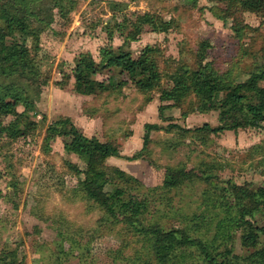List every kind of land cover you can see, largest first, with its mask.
<instances>
[{
	"label": "rangeland",
	"instance_id": "374dc122",
	"mask_svg": "<svg viewBox=\"0 0 264 264\" xmlns=\"http://www.w3.org/2000/svg\"><path fill=\"white\" fill-rule=\"evenodd\" d=\"M213 6L210 0H78L77 8L69 11L46 2L52 22L38 42L34 38L28 41L31 47L39 45V62L49 75L48 84L41 88L36 114L31 112L37 126L15 139L0 133V247L18 249L21 264H156L124 224L112 220L84 196L80 189L82 176L74 173L70 164L85 168V163L76 154L65 152L67 138L56 135L47 139V130L50 124L69 117L86 135L102 142H117L122 155H135L144 147L147 123L168 124L160 117L161 105L168 103L161 100V90L172 85L170 76L176 62H193L203 39L211 44L208 60L222 71L231 70L236 82L246 79L264 64V17L243 13L247 26L240 39L233 30V20L218 18L211 10ZM147 11L174 21L169 32L146 30L129 45L134 53L148 44L160 48L167 72L160 88L142 93L129 82L112 93L76 92L74 78L66 79L73 75L81 53L91 52L98 59L99 49L110 43L104 29L106 22H114L113 16L118 21L124 15L134 19L136 13ZM44 16L47 19L46 13ZM123 42L124 36L117 33L112 44ZM111 74L105 71L98 77ZM196 101L191 96L182 105L166 110V114L184 128L204 123L218 125V111L183 114ZM18 111L23 107L19 106ZM13 120L14 116H8L5 124ZM209 163L216 165L209 173L218 176L212 186L224 185L228 179L238 184L264 185V123L260 128L210 136L154 129L142 158L110 157L106 161L108 166L123 169L142 183L134 193L149 200L147 222L180 228L189 225L194 216L203 215L205 223L211 224L201 230L206 231L207 241L227 240L236 254L245 255V264H264L263 258H249L264 247V239L258 246L243 248L240 231L231 238L216 236L225 213L215 208L212 200L204 199L205 193H214L213 187L196 180L172 191L159 188L168 167L205 170ZM198 221L201 219L192 224L193 228ZM137 249L142 250L141 254ZM173 264L206 263L197 250L189 249Z\"/></svg>",
	"mask_w": 264,
	"mask_h": 264
},
{
	"label": "trees",
	"instance_id": "16d2710c",
	"mask_svg": "<svg viewBox=\"0 0 264 264\" xmlns=\"http://www.w3.org/2000/svg\"><path fill=\"white\" fill-rule=\"evenodd\" d=\"M40 1L0 0V133H7L12 139L25 135L37 126L32 113L36 114L41 88L49 82V75L44 73L39 62V45L31 47L28 44L30 38L38 42L52 22L46 2L67 7L69 11H74L78 6V0ZM210 1L214 2L211 10L218 18L233 20V30L240 39L247 26L243 22V13L254 12L264 17V0ZM113 19L114 22L104 25L110 43L99 49L98 59L91 52L81 53L73 68V75L68 76L66 81L74 78L75 91L84 95L112 93L129 82L142 93L160 88L167 74L163 69L164 59L160 48L148 44L139 53H134L129 45L139 40L146 30L169 32L174 21L149 11L136 13L134 19L127 15L121 21L115 16ZM117 33L124 36V42L114 46L112 41ZM210 47V41L203 39L191 64L176 62L174 73L170 76L172 85L163 88L160 96L163 102H168L161 105L159 110L161 119L168 121V124L147 123L144 147L135 155H122L117 142H102L97 137L86 135L69 117L50 124L47 130V139L56 135L67 138L64 142L65 152L76 154L85 163V168L70 164L72 171L82 176L80 189L84 196L97 203L112 220L124 224L156 264H173L180 254L189 249L197 250L206 264H245V255L236 254L227 240L218 243L216 239L207 241L204 238L206 231L201 230L203 226L208 229L211 224L205 223L203 215L194 216L189 225L180 228L161 222H147L149 200L134 193L142 183L125 170L106 164L110 157L128 160L142 158L154 129L166 132L177 129L210 136L263 126L264 64L258 65L246 79L236 82L231 70L222 71L208 60ZM105 71H112L113 74L100 79L98 74ZM191 96L197 100L196 107L191 106L183 114L218 111V125L204 123L192 129L172 122V115H167L166 110L182 105ZM19 106L23 107V111H18ZM8 116H14L15 120L6 125L5 118ZM213 168L216 165L212 163L205 170L188 169L186 166L168 167L159 188L167 192L179 189L187 182L203 181L214 188V193L212 190L211 194L205 193L204 199L212 200L214 207L221 208L225 213L216 236L231 238L232 234L240 231L243 248L258 246L264 239V185L257 186L253 182L238 184L228 179L224 185L212 186L213 180L218 179L217 175L209 173ZM199 219L201 221L193 228L192 224ZM142 250L137 249L136 252L141 254ZM253 257L264 259V247L249 256ZM0 264H21L18 249L0 247Z\"/></svg>",
	"mask_w": 264,
	"mask_h": 264
}]
</instances>
